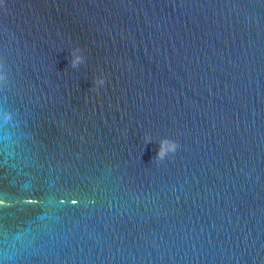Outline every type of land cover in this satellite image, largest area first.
I'll return each mask as SVG.
<instances>
[{
	"label": "water",
	"instance_id": "obj_1",
	"mask_svg": "<svg viewBox=\"0 0 264 264\" xmlns=\"http://www.w3.org/2000/svg\"><path fill=\"white\" fill-rule=\"evenodd\" d=\"M0 62V264H264V0H0Z\"/></svg>",
	"mask_w": 264,
	"mask_h": 264
},
{
	"label": "clouds",
	"instance_id": "obj_2",
	"mask_svg": "<svg viewBox=\"0 0 264 264\" xmlns=\"http://www.w3.org/2000/svg\"><path fill=\"white\" fill-rule=\"evenodd\" d=\"M71 59L69 61L70 67L73 69L79 68L81 64H84L86 62V56L84 55L83 49L79 46L73 48L70 52ZM3 63L0 62V84H6L7 83V74L3 71ZM106 82V78L103 74L95 76L93 78V86L91 87V90L95 91L100 86H103ZM3 120L5 122H9L12 120V113L9 111L3 112ZM144 142L145 144H148L152 142V138L149 135L144 136ZM160 147L157 151V154L155 156V160L159 162H163L165 157L169 156L170 154H175L179 144L177 141L170 139L168 137H164L159 142Z\"/></svg>",
	"mask_w": 264,
	"mask_h": 264
},
{
	"label": "snow or ice",
	"instance_id": "obj_3",
	"mask_svg": "<svg viewBox=\"0 0 264 264\" xmlns=\"http://www.w3.org/2000/svg\"><path fill=\"white\" fill-rule=\"evenodd\" d=\"M73 203H75V201H73Z\"/></svg>",
	"mask_w": 264,
	"mask_h": 264
}]
</instances>
